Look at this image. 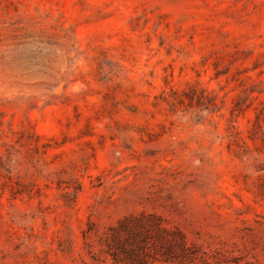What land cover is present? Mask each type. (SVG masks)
<instances>
[{"label": "rangeland", "instance_id": "374dc122", "mask_svg": "<svg viewBox=\"0 0 264 264\" xmlns=\"http://www.w3.org/2000/svg\"><path fill=\"white\" fill-rule=\"evenodd\" d=\"M141 214L150 264H264V0H0V264H127Z\"/></svg>", "mask_w": 264, "mask_h": 264}, {"label": "trees", "instance_id": "16d2710c", "mask_svg": "<svg viewBox=\"0 0 264 264\" xmlns=\"http://www.w3.org/2000/svg\"><path fill=\"white\" fill-rule=\"evenodd\" d=\"M161 222L159 215L141 214L126 217L112 226L107 245L113 260L127 264H150L154 259L176 261L179 251L174 248L186 249L187 239L179 228H169ZM151 239L160 245V249H154V253L147 249Z\"/></svg>", "mask_w": 264, "mask_h": 264}]
</instances>
